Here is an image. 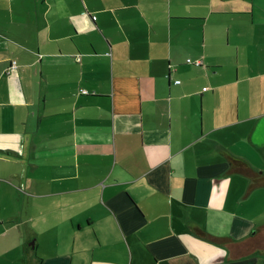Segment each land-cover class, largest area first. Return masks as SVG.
Here are the masks:
<instances>
[{"label":"crops","instance_id":"obj_1","mask_svg":"<svg viewBox=\"0 0 264 264\" xmlns=\"http://www.w3.org/2000/svg\"><path fill=\"white\" fill-rule=\"evenodd\" d=\"M0 264H264V0H0Z\"/></svg>","mask_w":264,"mask_h":264},{"label":"built area","instance_id":"obj_2","mask_svg":"<svg viewBox=\"0 0 264 264\" xmlns=\"http://www.w3.org/2000/svg\"><path fill=\"white\" fill-rule=\"evenodd\" d=\"M187 62L191 63V64H194V65H199L201 63L200 60H191L190 58L187 59ZM13 67L15 66V64L13 63L12 65ZM175 82H179V80H176ZM79 91L81 93H87V90L86 89H83V88H80Z\"/></svg>","mask_w":264,"mask_h":264}]
</instances>
